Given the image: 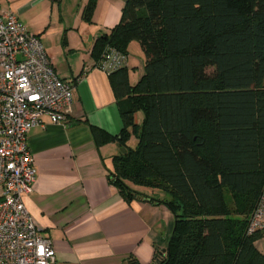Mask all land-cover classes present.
Listing matches in <instances>:
<instances>
[{
    "label": "trees",
    "instance_id": "trees-1",
    "mask_svg": "<svg viewBox=\"0 0 264 264\" xmlns=\"http://www.w3.org/2000/svg\"><path fill=\"white\" fill-rule=\"evenodd\" d=\"M132 41L142 77L131 84L126 67L109 75L123 128L91 133L99 146L125 149L109 177L125 201L173 214L167 248L151 264H264L255 248L264 232L247 233L264 188V0H126L93 47L95 66L107 48L128 56Z\"/></svg>",
    "mask_w": 264,
    "mask_h": 264
},
{
    "label": "crops",
    "instance_id": "crops-1",
    "mask_svg": "<svg viewBox=\"0 0 264 264\" xmlns=\"http://www.w3.org/2000/svg\"><path fill=\"white\" fill-rule=\"evenodd\" d=\"M90 1L0 0V11L16 14L38 36L59 78L74 85L65 124L44 116L28 133L37 175L23 203L40 235L52 242L55 264H151L167 248L173 214L163 204L125 201L109 179L113 158L122 154L118 144L99 146L91 133L93 127L116 137L123 128L109 75L95 67L92 50L119 23L126 0H94L87 22L83 13ZM138 190L171 199L158 190ZM2 191L0 186V197ZM255 248L264 255V236Z\"/></svg>",
    "mask_w": 264,
    "mask_h": 264
},
{
    "label": "built area",
    "instance_id": "built-area-1",
    "mask_svg": "<svg viewBox=\"0 0 264 264\" xmlns=\"http://www.w3.org/2000/svg\"><path fill=\"white\" fill-rule=\"evenodd\" d=\"M127 56L107 48L95 66L110 75ZM74 103V85L59 78L38 38L16 14L0 11V264H55L52 242L26 210L23 198L36 181L28 133L42 125L65 124ZM264 225V188L247 233Z\"/></svg>",
    "mask_w": 264,
    "mask_h": 264
},
{
    "label": "rangeland",
    "instance_id": "rangeland-1",
    "mask_svg": "<svg viewBox=\"0 0 264 264\" xmlns=\"http://www.w3.org/2000/svg\"><path fill=\"white\" fill-rule=\"evenodd\" d=\"M128 78L131 84H135L144 73V55L140 49L139 44L136 41H132L128 47ZM139 122L141 120V114L138 115ZM137 141L131 138L129 145L131 147L136 146ZM158 197L162 199V193L158 192Z\"/></svg>",
    "mask_w": 264,
    "mask_h": 264
},
{
    "label": "water",
    "instance_id": "water-1",
    "mask_svg": "<svg viewBox=\"0 0 264 264\" xmlns=\"http://www.w3.org/2000/svg\"><path fill=\"white\" fill-rule=\"evenodd\" d=\"M117 146H118L120 152H121L122 154H124V153H125V149H124V148H121L119 145H117Z\"/></svg>",
    "mask_w": 264,
    "mask_h": 264
}]
</instances>
